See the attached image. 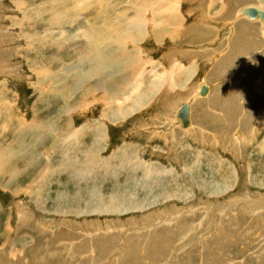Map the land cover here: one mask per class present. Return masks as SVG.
Listing matches in <instances>:
<instances>
[{
  "label": "rangeland",
  "instance_id": "obj_1",
  "mask_svg": "<svg viewBox=\"0 0 264 264\" xmlns=\"http://www.w3.org/2000/svg\"><path fill=\"white\" fill-rule=\"evenodd\" d=\"M49 1L58 2L0 0V264H264V45L256 26L229 39L237 22L223 24L220 36L213 28L208 51H193L208 67L194 69L191 91L176 101L190 103V123L180 127L172 118L178 108L157 112L160 92L148 103L138 98L149 94V83L157 84L154 77L145 89L134 81L129 92L108 80L116 62L110 49L137 41L136 29L109 48L84 32L100 10L120 12L134 1ZM144 1L145 14L133 15L141 21L150 17L153 0ZM52 4L51 16L65 6H84L87 13L68 14L72 24L53 19L50 28ZM164 8L157 21L167 34L172 16ZM102 22L105 32L115 21ZM121 30L115 39L128 32ZM147 34L138 36L149 61L185 53L171 39L159 47ZM89 39L95 55L87 52ZM202 79L209 94L195 98ZM212 94L206 124L195 125L194 99ZM119 104L128 112L120 119ZM123 150L134 154L126 171L119 164ZM90 161L96 171L85 169ZM144 163L166 177L152 174L148 183ZM101 167L110 173L103 175Z\"/></svg>",
  "mask_w": 264,
  "mask_h": 264
},
{
  "label": "crops",
  "instance_id": "obj_2",
  "mask_svg": "<svg viewBox=\"0 0 264 264\" xmlns=\"http://www.w3.org/2000/svg\"><path fill=\"white\" fill-rule=\"evenodd\" d=\"M239 1L240 5L238 3ZM244 2L245 0H159L158 3L163 6L162 9L158 10L159 12L165 9V6H169V11L172 16V18L169 17L171 19L172 25L170 27V32L165 34L161 31L158 25L157 18H155L154 26L149 24L145 29H148L155 33L156 40L152 35L150 37L153 38L154 42L157 43V45H160L159 47H161V43H163L164 45V43L168 39H171L172 42H174L177 46L182 47L181 51L184 50L185 53L183 54V52L176 50L172 56H169L170 53H167V55H164L162 58H158V60L156 61H149L145 58V48H141L142 46H140L139 42L140 39H144L136 34L135 36H137L138 38L137 41H131L130 44L127 42V40L121 46V48H112V50L110 49L111 57L113 59H116V62L111 64V68L109 70L111 76L108 80L110 84L113 86L122 85L123 89L129 92L135 84L134 81H138L139 85L137 86L139 89L140 87L141 89L149 87L147 90H149L150 93L147 95L148 100L146 102L148 103L152 98H155L156 94L160 92L162 99L157 100V107H159V110L156 111L162 115L171 114V107H174L175 109L179 107V105L176 104V101L178 99H181L182 95L180 94H182L183 92L191 91V88L193 87V79L194 77H196V75L193 73L194 69H196L197 67H208L207 62V64L205 65L203 64V61L202 63L201 61H197V59L202 60V57H193V51L198 49L202 51H208V49L205 50V48L206 46H209V39L212 38L215 33L220 36L223 33L222 31L224 29V25H229L231 27L233 26L234 21L237 22V24L235 25L237 27V30H235L234 33L232 31L230 32L232 36L229 35V39H235L243 32L249 34L250 27L254 28L256 26V30H258L259 42L264 45V36L262 35L260 23L258 21L249 20L244 17V15L241 16L239 14L238 15L240 17L238 18L233 17L230 20L227 19L232 14L236 4L238 6L250 4V1L249 3ZM160 5H158V7ZM145 19L149 20V15L145 17ZM164 25L168 26V23H164ZM213 28H215L217 31L215 32ZM150 31L148 32L151 34ZM230 42L232 41H229L228 44H230ZM88 48L87 52H93L90 43ZM155 52L156 50H154V53ZM210 56L211 55L209 54L208 59ZM260 58H263V56H260ZM219 70H224V65H221L218 68V72ZM152 77H154V80L157 81L156 85L155 83H149L151 79H153ZM222 77L224 76L222 75ZM91 82L93 81L90 79V83ZM201 82L204 83L201 85L206 86L205 94L208 95L209 86L203 81V79L201 80ZM148 83L149 86L146 87ZM197 85L198 84H196L194 88V94L197 93V96H195V98H199L200 96L196 91ZM131 94H134V92H132ZM38 97L42 98L41 95H39ZM164 101H167L170 105L168 108V112L166 111L167 104L165 106L163 104ZM213 101V94L207 99H194V102L192 104V121L195 125L206 124L209 115L208 107ZM217 106H219V104ZM249 115H251V112L249 113ZM154 118L158 120L157 115L154 116ZM167 118L168 117H166V120L169 121V118ZM173 119L176 120V113ZM205 119L206 121H204ZM178 126H180L179 123ZM150 127H153L155 131L157 130V128H159L153 124ZM169 183H173L171 179L169 180ZM162 189L163 187L159 188L160 191ZM160 191L158 193H160Z\"/></svg>",
  "mask_w": 264,
  "mask_h": 264
},
{
  "label": "bare ground",
  "instance_id": "obj_3",
  "mask_svg": "<svg viewBox=\"0 0 264 264\" xmlns=\"http://www.w3.org/2000/svg\"><path fill=\"white\" fill-rule=\"evenodd\" d=\"M65 1V0H64ZM72 1V0H71ZM71 1H68V2H71ZM92 0H90V2H91ZM93 1H95V0H93ZM92 1V2H93ZM118 1V0H117ZM129 1H134V2H132V4H131V7H129L128 5V8H127V6H122V9H121V11L120 12H115V11H117V9L116 10H114L113 9V11H108V10H100L99 11V13H96L94 16H92V21L94 22V27H89V32L87 31V30H85L84 32L86 33V34H90L93 38H92V40H94V37L95 36H97L98 38H100V42H103V43H105V44H103V45H106V46H108V48L115 42V44L117 45V46H121V43L123 42V37L124 36H127L128 34L127 33H129V29H131V27H133L132 29H136V33H138V35H140V34H147V32L148 31H150V30H148V29H145L146 28V26H148L149 24L150 25H155V18H157L156 16H158V13H159V11H158V5H160L159 3H158V1L157 0H153L152 2H151V5H149V7H150V9H149V12H151L150 13V19H149V21H146L145 20V17H143V20L141 21L139 18H137L138 16H140V15H142V14H144V6L146 5L145 4V1L143 0L142 2H140L139 0H129ZM244 1V0H243ZM49 2H51V3H53V2H56V1H49ZM66 2H67V0H66ZM73 2H75V1H73ZM88 2H89V0H88ZM89 2V3H90ZM96 2H98V0H96ZM59 3H61L62 5H64L63 4V1L61 0V1H59L58 0V2H56V5H58ZM101 3V2H100ZM85 4V3H84ZM91 4V3H90ZM97 4V3H96ZM95 4V5H96ZM149 4V3H148ZM67 5V4H66ZM74 5H76V4H74ZM94 5V6H95ZM247 5H256V6H259V7H261V4L259 3V1L258 0H256L253 4H247ZM92 6V5H91ZM100 6H102L101 4H100ZM99 6V7H100ZM243 6V5H242ZM242 6H238L237 7V9H235L234 11V13H235V15H234V17L236 16V13H237V10H238V8H240V7H242ZM245 6V5H244ZM96 7H97V5H96ZM104 7H105V5H104ZM113 7V6H112ZM81 8H84L83 10H87V9H85V7L84 6H80V7H78L77 6V9H76V11L74 10V8H72L73 10H69L68 8H67V6H65V8L63 9V11L62 12H59L58 14H54V15H52L51 16V14L56 10V7H55V4H52V6L50 7V11L48 12L49 14H50V18H49V22H48V27H53L54 26V22H53V19L56 21L57 19H62V20H64V21H67L68 19H70V23L72 24L73 23V18H69L70 16H68V14L69 15H72L74 12H76V14L78 13L79 14V10L81 9ZM88 9H90V7H87ZM115 8V7H114ZM104 9V8H103ZM118 9H120V8H118ZM97 12V11H96ZM86 13H87V11H86ZM113 13H115L116 15H115V18L112 20V19H110V16L111 15H113ZM129 13H132V16L130 17L129 16ZM89 14V13H88ZM74 15V14H73ZM84 15V14H83ZM133 15H138L137 17L135 16V17H133ZM238 15V14H237ZM144 16V15H143ZM160 16V15H159ZM158 16V17H159ZM242 16V15H241ZM109 17V18H108ZM238 17H240L239 15H238ZM245 17V16H244ZM89 18V17H88ZM107 22V23H109L110 22V20L111 21H115L114 23L113 22H111L110 23V25H108V26H105V24H104V22L105 21ZM99 21H103L102 23H103V25L105 26V32H103V28L100 26V24H99ZM127 21H128V23H127ZM252 21H257V20H252ZM69 22V21H68ZM55 24H56V22H55ZM107 25V24H106ZM72 26V25H71ZM119 26H121L122 27V30H121V32H123V30L125 31V29H128V32H126L125 34H120L118 37H117V39H115V36H116V34L118 33L117 32V29L119 28ZM47 27V28H48ZM100 27L102 28V29H100ZM154 28V27H153ZM60 31H63V33H65L64 31H65V27L63 26L62 27V29H60ZM66 32H67V30H66ZM151 32V34L153 35V38H156V35H155V33L153 32V31H150ZM63 33H61V34H63ZM84 36V35H83ZM87 37H89V36H87ZM107 39H113V41H111V42H107ZM91 39H89L88 40V42H87V44L88 43H92L93 41H92ZM86 41V40H85ZM130 41H134L133 39H131L130 38ZM133 44V43H132ZM95 50H96V46H95V49H93L92 51L93 52H90L91 53V55H95ZM94 61H96L97 63H100L101 61H99L97 58H95L94 57ZM78 62H82V60L79 58L78 59ZM98 66V65H97ZM93 68V67H92ZM96 67H94L92 70L94 71V69H95ZM2 70V69H1ZM6 70V69H5ZM4 71V70H3ZM145 78V77H144ZM153 78V77H152ZM154 80V79H153ZM129 82V81H128ZM102 84V83H101ZM201 84H204L203 82H201L200 81V83H198V85H197V92H198V87H200L201 86ZM127 86V85H126ZM137 86V85H136ZM205 86V85H204ZM121 87H123V86H121ZM140 87V86H139ZM205 88H206V86H205ZM123 90V89H122ZM134 90H136V87H135V89ZM132 91V90H131ZM153 91V90H152ZM108 92H111V94H113L114 92H115V89L113 90L112 88H108L107 89V93ZM122 92V91H121ZM137 92V91H136ZM139 92V91H138ZM143 92V91H142ZM206 92V91H205ZM118 93V92H117ZM116 93V94H117ZM146 93V92H145ZM148 93V92H147ZM150 93V92H149ZM135 94V93H134ZM195 96H197V93L196 94H194ZM200 96H204L205 95V93L204 94H199ZM119 96H120V94H119ZM137 96H138V98H140L141 100H143V102H145V101H147V95L145 96V94L143 93H138L137 94ZM118 97V96H117ZM120 98V97H119ZM186 98V97H185ZM124 99H122L121 100V104H124L125 103V101L124 102H122ZM119 102V101H118ZM189 104L190 103H188V104H186V106H187V124L184 126V125H181V123H180V121H179V119H178V117L176 116V119H177V121H178V123L180 124V127H187L188 125H189V123H190V118H189ZM8 106V105H7ZM104 106V105H103ZM119 106V110H120V114L116 117V118H118V119H120L121 117H123V116H126V114L128 113L123 107H122V105H118ZM104 110H107L108 111V109L106 108V107H104L103 108ZM112 114H114V113H112ZM115 115V114H114ZM103 116H107L108 118H110L109 117V115H108V112H106V114L105 115H103ZM113 116V115H112ZM111 116V117H112ZM116 116V115H115ZM102 117V116H101ZM115 118V119H116ZM174 118V117H173ZM114 119V120H115ZM7 123V122H6ZM26 124V123H25ZM98 137H101V135H99V134H97L96 136H95V142H98ZM41 141V140H40ZM129 153H131V152H129V151H127V150H123L122 151V157L120 158V162L121 163H119V164H121V166H122V168L126 171V170H128V164L126 163V162H131V157L134 155L133 153H131V154H129ZM125 155V156H124ZM96 157V156H95ZM125 157H127L128 159H125ZM197 159V158H196ZM97 160V159H96ZM102 160V159H101ZM92 161V160H91ZM90 161V165H88V166H86V168L85 169H89V168H93L95 171H96V169H95V166L93 165L94 163L93 162H91ZM105 166V165H104ZM117 166H120V165H117ZM152 165H146L145 163H144V167H143V172H142V175H143V177L146 179V181L148 182V180L147 179H149L150 178V175H152V174H156L158 177H166V176H163V175H160L161 174V172L163 173V171L162 170H160L161 172L160 173H158V172H154V171H157L158 169H159V167H157V170H151L150 169V167H151ZM102 168V167H101ZM120 168V167H119ZM118 168V169H119ZM122 168H120V169H122ZM108 169H110L111 170V168L110 167H105V168H102V170H103V175H106V174H108V173H110V171L108 170ZM113 170H116V168L115 167H113ZM123 170V171H124ZM79 171V174H82L83 172L81 171V170H78ZM88 172V171H87ZM106 174H105V173ZM165 173V172H164ZM74 174L77 176V172H74ZM82 176H84V175H82ZM156 177V176H155ZM171 178H172V176H170ZM85 179V178H84ZM83 179V180H84ZM149 183V182H148ZM155 182H153V184H154ZM153 186V185H152ZM152 186H149V187H151L152 188ZM163 194H165V192L163 193ZM163 194H159V195H163ZM167 194V193H166ZM90 195H93V193L91 192L90 193ZM169 196L171 195L170 193L168 194ZM233 200V199H232ZM98 202V200H97V198H95L93 201H92V205L93 206H96V203ZM232 202V201H231ZM239 202V201H238ZM111 204H114V202L113 201H111L110 202ZM233 203V202H232ZM231 205V204H230ZM248 205V204H247ZM74 207V206H73ZM112 208H114V206H112L111 205V211H114ZM73 209V208H72ZM108 222V221H107ZM108 224V223H107ZM69 225V224H68ZM65 226V225H64ZM108 228V227H107Z\"/></svg>",
  "mask_w": 264,
  "mask_h": 264
},
{
  "label": "water",
  "instance_id": "obj_4",
  "mask_svg": "<svg viewBox=\"0 0 264 264\" xmlns=\"http://www.w3.org/2000/svg\"><path fill=\"white\" fill-rule=\"evenodd\" d=\"M261 4V7L256 5H245L238 8L237 13L239 15H244L249 20H257L260 23V29L262 35L264 36V0H258ZM206 88L204 85H201L198 89L199 94H204ZM176 116L178 117L181 125L187 124V106L185 103H182L176 112Z\"/></svg>",
  "mask_w": 264,
  "mask_h": 264
}]
</instances>
